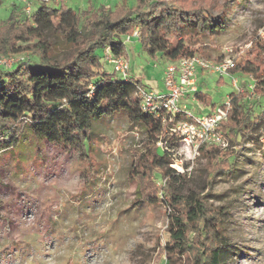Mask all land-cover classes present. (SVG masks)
I'll return each mask as SVG.
<instances>
[{
  "label": "trees",
  "instance_id": "obj_1",
  "mask_svg": "<svg viewBox=\"0 0 264 264\" xmlns=\"http://www.w3.org/2000/svg\"><path fill=\"white\" fill-rule=\"evenodd\" d=\"M134 1L133 6L113 7L88 2L78 10L65 0L42 2L30 12L12 1L10 16L0 20V58H22L11 67L0 66V156L32 139L87 158L93 120L123 114L146 135L143 149L136 152L133 176L141 201L162 203L167 210V264H228L232 243L224 223L229 207L217 206L202 191L181 194L173 189L172 180L187 178L170 166L180 137L169 130L181 116L171 122L162 111L146 110L141 90L148 87L130 74L122 77L107 69L112 57L128 55L126 39L134 32L135 42L155 60L195 56L191 40L226 30L225 6L222 0ZM7 2L0 0V5ZM234 63L230 74L246 75L254 83L231 92L230 107L217 106L203 89L194 94L193 108L188 107L204 115L224 108L228 120L220 130L230 147L264 139V41H255ZM229 149L200 148L209 189L219 176L235 172V153ZM159 179L162 186H157Z\"/></svg>",
  "mask_w": 264,
  "mask_h": 264
},
{
  "label": "rangeland",
  "instance_id": "obj_2",
  "mask_svg": "<svg viewBox=\"0 0 264 264\" xmlns=\"http://www.w3.org/2000/svg\"><path fill=\"white\" fill-rule=\"evenodd\" d=\"M65 1L76 10L88 3ZM41 3L34 0L31 9ZM119 3L133 6L135 1L95 0L94 5ZM222 4L226 30L189 43L195 56L213 64L223 59L234 62L255 41H264V0ZM11 11V1L0 5V20ZM135 41L126 42L128 55L123 57L129 74L146 84L173 62L151 58ZM2 58L13 59L14 64L22 57ZM107 69L112 71L109 64ZM200 74L208 77L202 88L217 106L236 90L227 77L208 70ZM236 78L238 91L254 83L246 75ZM90 137L87 158L32 139L0 156V264H167L163 250L170 240L167 210L162 203H143L133 176L136 152L146 141L143 128L114 114L94 119ZM229 148L235 153L233 174L219 176L209 189L207 160L199 159V154L186 180H172L173 189L181 194L202 191L217 206L229 207L224 223L232 243L228 264H264V139ZM163 184L159 179L157 186Z\"/></svg>",
  "mask_w": 264,
  "mask_h": 264
},
{
  "label": "built area",
  "instance_id": "obj_3",
  "mask_svg": "<svg viewBox=\"0 0 264 264\" xmlns=\"http://www.w3.org/2000/svg\"><path fill=\"white\" fill-rule=\"evenodd\" d=\"M18 2L26 7L30 12L31 3L34 0H5ZM48 2L49 0H41ZM138 36L137 32L128 36L127 41H132ZM13 59L0 58V66L11 67ZM112 71L122 77H127L130 72L129 62L123 56L111 58L109 60ZM235 66L230 59H223L217 63H210L198 56L184 57L164 70L165 90L142 89L141 97L143 106L151 112L162 111L169 117L171 122L180 115L181 118L175 121L170 128V134H177L179 144L174 156L178 155L170 166L177 174L189 176L193 172L196 158L200 154L202 146H214L227 149L229 147L220 128L228 120L227 111L224 108H217L212 114L204 115L194 113L189 110L187 104H183V99L191 94V103H195L194 94L199 91L198 76L201 70H208L218 77H227L238 91V79L230 74V70ZM230 107L229 98L225 102ZM162 145V144H160ZM186 164H185V163Z\"/></svg>",
  "mask_w": 264,
  "mask_h": 264
},
{
  "label": "crops",
  "instance_id": "obj_4",
  "mask_svg": "<svg viewBox=\"0 0 264 264\" xmlns=\"http://www.w3.org/2000/svg\"><path fill=\"white\" fill-rule=\"evenodd\" d=\"M88 2H91L93 5H94V2L95 0H87ZM67 3V2H66ZM69 4V3H67ZM138 79V78H137ZM206 79H208L207 76H203L202 74H200L198 76V86L200 89H203L202 88V85H203V81H205ZM139 80H141L139 78ZM146 86L154 89V90H160V89H164L165 90V87H164V70L162 72H160L158 75H156L155 78H148V82H145ZM191 95V94H189ZM187 95L186 98L183 99V104H187V106L190 108L191 107V103L190 100L188 98H190L191 96ZM208 113V112H206Z\"/></svg>",
  "mask_w": 264,
  "mask_h": 264
}]
</instances>
